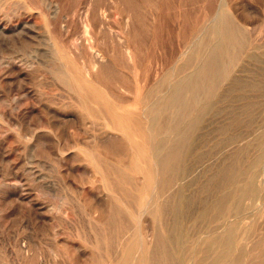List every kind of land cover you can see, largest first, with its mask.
<instances>
[{
  "label": "rangeland",
  "instance_id": "1",
  "mask_svg": "<svg viewBox=\"0 0 264 264\" xmlns=\"http://www.w3.org/2000/svg\"><path fill=\"white\" fill-rule=\"evenodd\" d=\"M36 1L37 0H0V19L4 26H6V35H8V37L5 35V37L0 38V73L4 72L8 75L6 77L3 76V79H0V264H65L64 262L67 260L66 258L74 256V252L70 253L71 251L67 250L62 245L63 241H67L65 243L71 244L75 249L78 248L81 252L84 251L85 255H93L101 261L103 251L98 247L100 244L98 240L105 239V234L103 233V225H101L104 220H100L101 218L104 219L105 214L108 212V208H115L118 204L112 195L110 196L113 200H110L111 198L108 196L112 193L105 188L106 181L103 177L102 171L108 167L117 168L116 166H119L121 163L126 164V161L128 163V161L132 159L131 156H133V152L129 147V141L126 138V135L121 131L112 128V126L109 125V120L106 118V115L98 113V118L97 116L94 118L95 114H93V112L91 113V110H94V113L99 112V102L86 99L85 102H88V105L94 107L92 109V107H88L87 104L83 103L84 97L73 93L70 88L72 85L76 84L74 79L79 80L82 83L90 82L89 80L91 78L87 75V70L92 71L95 78L102 74L101 77L99 76L101 79H97L99 84H97L96 80L93 82L91 81L90 83L101 89V91L102 89L104 90V94L102 92L103 96L107 101L113 102L115 106L117 105L116 110L118 112L121 114L128 112L130 114H141L143 112L142 114H144L145 111H140L142 110L140 107L141 101L138 98L141 96L146 98V100H153L156 98V95L149 96V90L147 89L157 85L165 74H169V76L175 74L177 67L182 63V56H185L187 53L186 51L190 50V45H193L192 43L201 33L200 29L203 24L205 25L209 22L206 20L207 18L205 16L206 7L210 6L213 0H190V7L185 0H172L175 2L174 4L171 0H131V6L135 8L134 12H136L135 16L133 15L132 18H130V21H132L129 26L134 25L133 27H130L131 30H129L131 34H129L131 38L130 40L134 44H136V42L139 43V40H142L140 42L143 44V50L140 55L141 58L144 59L140 58L142 60V65H140L141 63L139 62L137 66L126 61L127 59L123 51L119 47L116 48V45L111 43V40H113L112 33L108 29L103 30L102 33L100 32L98 35L97 33H99V31L96 32L91 25L93 17L92 12H96L94 10H97L99 11L97 12L98 15H107V23L113 31H120L123 26V17L121 14V8L117 7L118 10L116 6L119 5L120 7L122 5L121 0H46L45 8H47V10L45 11V14H48V17L40 11L43 6L39 5L40 3ZM118 1H120V4H117ZM167 1L172 3V9L170 8L169 11H166L168 14L166 15V13H164V15L163 7ZM220 1L222 0H217V2ZM234 1L240 3L242 0ZM250 1L260 8L262 16L259 21V29L264 28V0ZM203 2L205 4H200ZM183 3L185 4L184 7ZM155 4H158V8ZM110 5L113 8L110 7ZM37 6H40L39 9ZM94 6L95 8L97 7V9H95ZM175 6L176 8L173 9ZM195 7L197 9L201 8V10H197L200 11V13L195 11ZM136 8L140 9L137 10ZM192 8H195V10ZM179 10L183 11V13L181 11L179 12ZM188 12L192 14V17ZM195 12L198 13L197 16ZM178 13L179 15H177ZM153 15L157 16V22L152 21ZM136 16H139V19H135L134 17ZM159 16L161 19L166 18L170 21V24L168 22L167 28L160 34L156 32V28L159 25ZM172 16H174L175 19L172 18ZM182 16L187 18L183 17L182 19ZM194 16L196 20H194ZM147 17L150 18L146 19ZM85 20L88 21L85 22ZM137 20L140 22L146 21L148 24L146 22H138L139 24H143V27H141L142 25L137 26L138 23H135ZM191 23H194L196 26L194 28V35L189 34V24L191 25ZM183 24H185V26H181ZM14 26H17L16 32L19 31L16 33L17 37L14 35L16 41L13 37L10 38L13 34L9 33L12 32L11 27ZM183 27L184 29H181ZM139 30L141 32H139ZM59 31L61 33V43L55 36ZM181 31L185 34L183 35ZM90 32H93L92 35ZM186 34L190 36L189 39H187ZM258 35L259 38L262 39V37H264V29L261 31V34L259 32ZM135 36H137V38ZM88 37H90L91 40L93 38L92 42ZM171 38H173L174 42H172ZM184 39H187V43H185L186 41ZM14 42L16 45L14 47L16 51L12 48ZM180 42L183 44L180 45ZM60 45H62L63 48H60ZM164 46L166 48H164ZM99 52L105 58L107 63H104L101 69L95 68L94 70L96 71L94 72L92 63L95 59V55L100 54ZM12 54L14 56H12ZM11 59L15 61H11ZM152 61L157 63H153ZM111 63L114 67L110 65ZM126 63L129 64V67H125V65H128ZM82 65L83 68L85 69L86 67L87 70H84L81 67ZM149 66L152 69L155 67L157 70H152ZM4 67L5 69H3ZM133 67L136 70L131 69ZM128 68H130V70ZM99 70H101V72ZM10 71L12 73H8ZM112 71H114L115 74ZM116 71H118L119 76L121 75L120 77ZM96 72L98 73L96 74ZM151 75H154L155 77H152ZM109 77L114 80L111 78L109 79ZM145 79L149 86H147V84L146 88H142L141 86ZM102 84L107 87L109 86L108 89L110 88V94L107 92L108 89L106 86ZM122 84L127 90L123 89ZM116 85L119 86V89ZM117 90L122 91L118 92ZM144 90H146V92ZM120 93L124 95H121ZM146 96H148V98ZM118 100H121L122 102L120 103V106L117 104ZM86 107L88 110L90 109L89 113L86 112L88 110L85 111ZM228 112L229 111H215L206 118L205 122L207 123H204L203 127L207 126V129L205 128L204 130V128H202V134H207L204 135L203 140L197 143L198 146L196 144V148H198L196 150L212 152L211 155L206 157L208 161H205L204 159V161L196 163V165L192 158L190 159L192 166L196 167L192 168L193 171L190 173L189 178L193 179L194 177L195 179L196 177H200L202 181H199L196 178V182L194 181V184L186 190L187 194L192 195V192H194L193 195L197 194L201 183L206 181L208 176L213 173L216 166L221 163V160L225 159V149L221 150V148L215 147L214 143L217 141V137L218 139L223 137L217 129L220 125L223 126L230 121ZM216 113L221 116H217ZM234 113H240V111H235ZM255 113L257 116L256 127H263L264 111H255ZM106 122L107 124H105ZM214 122L216 124H214ZM246 128L238 127L236 132H244L245 134L248 132L249 134L250 129L247 130L248 128ZM212 130L214 133H217L214 134ZM209 132L213 137L208 134ZM108 134L110 135V138ZM106 136L109 139L106 138ZM116 136V139L121 142L115 139ZM112 138H114L116 142ZM205 139L207 140V143ZM93 140L96 141L92 142ZM110 141L112 142L110 145L115 142L114 146L110 148L111 150L109 149ZM99 142L103 145L101 143L99 144ZM103 142H105V144ZM95 143H97V145ZM200 143L202 145H200ZM86 145H88V147H86ZM117 146L121 150L118 148L116 149ZM211 147L213 149H211ZM59 148H61V150L65 149L64 151H59ZM92 148L93 150L96 149L98 159L92 157ZM114 149L117 151H113ZM100 151L101 153L104 151L106 154L102 153L101 155L99 153ZM221 155H223V157ZM99 158L102 160L100 161ZM213 160L215 161L213 163L217 162L216 164H212L213 166L215 165L214 167L210 164ZM99 161L101 164L98 163ZM205 163L207 165H205ZM202 164L204 166H202ZM200 167L203 169L201 170ZM197 169L198 173H196ZM194 173H196L195 176L193 175ZM263 179L264 176H261L260 180L264 182ZM100 184H102V186ZM193 185L196 186L193 187ZM99 189L101 190L100 193ZM108 192L110 193L108 194ZM263 195L264 191L260 200L258 199L256 204L252 207H248L238 228V237L239 239L241 238V242L247 249L251 248L264 233ZM76 196L80 199L76 198ZM104 197L108 199H105V201ZM91 201H93V203ZM94 201L97 204L96 206L99 204V206L104 208V213L101 214V216H104L101 217L99 215L101 217L100 220L98 219L100 210L98 211L95 209L96 206L94 205ZM29 205H33L32 208L30 207L31 209L27 208ZM195 207L198 208V206H194V211L198 210ZM137 208L138 207H135L136 212H140L141 214L142 211ZM106 210L107 212L105 213ZM121 214H123V217L124 215L125 217L127 216L126 211H120V215ZM58 217L62 220L61 223L56 219ZM96 218L97 223L93 220ZM127 218L126 222H129V225L134 224L135 230H137L138 224L135 219L129 217V221ZM90 220L93 221V224ZM94 222L96 224H100V222L102 223L95 226ZM185 225L190 226L191 222L188 221ZM258 225L260 226V229ZM92 229H94L96 234H94ZM143 233H145V229L143 230ZM101 234L104 235L102 236ZM100 235L103 238H101ZM94 249L96 251H93ZM55 252L57 254H55ZM88 252H92V254H89ZM202 254L204 255L203 250L199 248L197 250V255L201 258L203 257ZM65 255L67 256L66 258ZM58 256H62L64 259ZM62 261L64 262L62 263Z\"/></svg>",
  "mask_w": 264,
  "mask_h": 264
},
{
  "label": "bare ground",
  "instance_id": "2",
  "mask_svg": "<svg viewBox=\"0 0 264 264\" xmlns=\"http://www.w3.org/2000/svg\"><path fill=\"white\" fill-rule=\"evenodd\" d=\"M31 1H35V0H31ZM37 1L38 3H40L39 5L43 6V8H41L40 11L44 13V15H46L45 14L46 13L45 11L47 10V8H45L46 0H37ZM130 1L131 0H121V4L123 6L122 5L120 7L119 5L116 6V8L117 7L121 8V14L123 17V18L121 17L123 20V26L121 27L120 31H116V32L113 31L107 23V15L106 16L103 14L98 15L97 12L99 11L97 10H94L96 12H92L93 17H92L91 25L96 30V32L99 31V33H97L98 35L100 34V32L102 33L103 30L108 29L112 33L111 35L113 40L109 39L112 41L111 43L115 44L116 48L119 47L123 51L127 59L126 61H129L130 64L132 63L133 65L137 66L139 62L141 63L140 65H142L141 59H144L141 58L140 55L143 50V44L140 42L142 40H139V43L136 42V44L132 43L130 40L131 34L129 30H131L130 27L134 26V25L129 26L130 22L132 21V20L130 21V18H132L133 15L135 16V12H136V11L134 12L135 8L131 6L132 4ZM185 1H187L188 3L187 5L190 4L189 3L190 0H185ZM174 3L175 2H173V4ZM117 4H120V1H118ZM200 4H205V3L203 2ZM155 5H157L158 8V4ZM171 5L172 3H169L168 1L166 2V4L163 7V9L165 10V12L163 10V14L166 13V11H169L170 8L172 9ZM184 6L185 4L183 3V7ZM39 7L37 6L38 9ZM110 7L112 6L110 5ZM174 8H176V6L173 7V9ZM195 8L192 9L195 10ZM95 9H97V7ZM136 9L138 10L140 8H136ZM198 9L201 10V8ZM198 9L196 8L195 11H197ZM180 11L181 10H179V12ZM181 12L183 13V11ZM197 12L200 13V11ZM189 13L190 12H188V14ZM198 13L195 12L196 16ZM167 14L168 13H166V15ZM177 15H179V13ZM190 16L192 17L191 13ZM205 16L207 18L206 20H208L209 22L206 23L204 21L206 24L205 25L203 24V26L200 29L201 33L199 34V36L196 37L194 42L192 41L193 45H190V50L189 51L187 50L186 51L187 53L185 52L186 53L185 56H182L183 57L182 63L177 67L175 74L174 75L171 74L172 76H169V74L167 75L165 74V76L157 85H155L150 89L149 88L147 89L149 90L148 95L149 96L156 95V98H154L153 100L151 99L146 100V98L141 96L140 98H138L141 101L140 107L142 108V110L140 111H145L144 114H142L143 112L141 114L140 113L130 114L129 112L121 114L120 112H118L116 110L117 105L115 106L113 102L107 101L103 96L104 90L102 89L101 91V89L97 88L96 86H94V84L90 83L91 81L93 82L96 80L97 84H99L98 80L101 79L100 77L102 74L99 75L100 74L99 73L98 75L100 77L97 75L98 77L95 78V75H93L92 71L87 70L85 67V69L87 70V75L91 78L89 80L90 82L82 83L81 81L74 79L76 84L72 85L70 90L73 93L79 94L80 96L84 97V101H83L84 104L88 103L85 102L86 99H91L99 102V112L94 113V110H91V113L93 112V114H95L94 118H96V116L98 118L99 116L98 113L102 115L103 114L106 115V118L109 120V125H111L112 128L119 130L124 135H126V138L129 141V147L133 152V156L130 155L132 159L128 161V163L126 161V164L121 163L119 166H116L117 168L108 167L104 169V171H102L103 177L106 181L105 188H107V190L111 191L112 193L109 194L110 192H108L109 194L108 196L111 198L110 195H112L118 204L115 208H113L112 205L110 204L112 208H108V212L107 210L105 211V213L106 212L107 213L105 214V216L103 215L104 216L103 219L101 218L103 217L101 216V214L104 213V208L99 206V204L98 206H96L97 204L94 201L95 202L94 205L96 206L95 209H97L98 211L100 210V213L98 214L99 217L98 219L100 220L101 218L100 221L104 220V222L103 223L100 222V224L102 223L101 225H103L104 228L103 233L105 234V239L98 240L100 242L98 247L101 248V250L103 251L101 261H99L93 255H85L84 251L81 252L78 248L75 249V247H73L71 244L65 243L67 241L65 242L63 241L62 245L67 250L71 251L70 253L74 252V256L68 258L65 255V258L67 257L66 258L67 260L65 262L62 261V263L64 262L65 264H264V233L262 237L256 243H254L253 246L249 249L246 248V246L241 242L242 241L240 240L241 238L239 239L238 237V228L240 223L242 222V219L244 218L245 211L248 209L249 206L252 207L253 205H255L258 199L260 200L264 191V182L260 180V177L264 176V126L256 127L257 116L255 113V111L256 112L264 111V40H263L264 37L260 39L258 35V33L260 32L261 34V31L264 29V28L259 29L260 27L259 21L261 19L262 14L260 8H258L250 0H242L240 3H237L234 0H222L220 2H217V0H213L210 6L206 7ZM136 17L134 18L139 19V16L137 18ZM183 17L184 16H182V19ZM149 18L147 17L146 19ZM172 18H174V16H172ZM193 18L194 20H196L195 16ZM152 19L153 22H157V16L153 15ZM86 21L88 20H85V22ZM138 22L140 21L137 20V22L135 23L137 24ZM145 22H140V23H145ZM168 22L170 24V21H168L166 18L161 19L160 17L158 21L159 25L156 28V32L158 34L163 32L167 28ZM146 23L148 24V22ZM140 25H142L141 27H143V24H139V23L137 26ZM181 26H185V24ZM16 27L17 26L11 27L12 32L9 33H12L13 35H11L10 38L13 37L14 39L15 36L17 37L16 33H18L19 31L16 32ZM189 27H190L189 34L194 35V28L196 27L195 24L191 23V25L189 24ZM181 29H184V27ZM60 31L55 36L57 37L58 41L61 43ZM139 32L141 31L139 30ZM181 33L183 32L181 31ZM6 34H7L6 26H4L2 20L0 19V38L5 37ZM184 34L185 33H183V35ZM6 36L8 37V35ZM135 37L137 38V36ZM186 37L187 39H189L190 36L186 34ZM171 39L172 42H174L173 38ZM187 39L186 40L184 39L186 41L185 43H187ZM14 40L16 41V39ZM182 44L183 43H181L180 45ZM62 45H60V48H63ZM15 46L16 45L14 42L12 48H14ZM165 46L164 48H166ZM14 51H16L15 48ZM12 56L14 55L12 54ZM12 60L13 59H11V61ZM104 63L106 64L107 61H105V58L102 56V54L101 53L96 54L95 59L93 60L92 63L94 67L93 71L94 72L96 71L94 70L95 68L101 69ZM112 63L110 64L111 66ZM153 63H157V62H153ZM126 66L129 67V64L125 65V67ZM81 67L83 68V65ZM3 69H5V67ZM128 69L130 70V68ZM131 69H134V67ZM154 69L157 70V68L155 67L152 70ZM99 71L101 72V70ZM98 72H96V74ZM8 73H12V72L10 71ZM116 73H118V71H116ZM4 74L6 73L4 72L0 73V79H3V76L5 77L8 76L7 74L6 75ZM134 74L136 75L135 72ZM110 78L111 77H109V79ZM150 82L152 83L151 80ZM147 84H148L147 80L145 79L141 87L146 88ZM147 86H149V84ZM108 87L106 86L107 89ZM116 87L119 89V86L116 85ZM122 87L124 90H127V88L124 87V85ZM109 89L107 90L108 93H109ZM144 91L146 92V90ZM120 94L124 95L122 93ZM146 97L148 98V96ZM120 103H122L121 100H118L117 104L119 106L121 105ZM89 106L92 107L91 105H88V107ZM93 108L94 107H92V109ZM86 110H88L87 107L85 111ZM89 110L86 112L89 113L90 112ZM215 111H222V112L229 111L228 116H230L229 119L230 121L223 126L220 125V127L217 129V131L223 137L221 139H218L217 137L216 138L217 141L214 143L215 147H219L221 148V150L225 149L226 151L225 159L221 160V163H219L216 166L213 173L208 176L206 181H204L203 183L200 182L201 185L198 189L197 194L193 195L194 192H192V195L187 194L186 190H188V188L192 184H194L193 182L197 178V177L195 179L194 177L193 179L189 178L190 173L193 171L192 168L196 167V166L194 167L192 166L190 159L192 158V160L195 162L196 165V163H200L204 161V159L206 161L207 160L206 157L211 155L212 151L202 152L196 150L198 149L196 147L198 146L197 143L203 140L204 135L207 134V133L202 134V128H204V130L205 128L207 129V126L203 127L204 123H207L205 122L206 118ZM235 111H240V113H234ZM218 115L220 114H217V116ZM105 124H107V122ZM214 124L216 123L214 122ZM238 127L239 128L247 127L248 128V129L246 128L247 130L250 129L249 134L248 132H247L248 135L245 134L244 132L243 133L236 132V129ZM208 134L212 136L210 132ZM106 138L108 137L106 136ZM116 138L117 136L115 137V139ZM112 139L114 140V138ZM94 141L96 140H93L92 142ZM117 141L121 142L120 140ZM100 143L101 142H99V144ZM103 143L105 144V142ZM110 143L112 142L110 141L109 145ZM114 143L110 145V147L108 146L109 149L112 148V146H114ZM95 144L97 145V143ZM88 145H86V147H88ZM200 145L202 144L200 143ZM117 148L118 146L116 147V149ZM64 149L62 150L64 151ZM116 149H114L113 151H117ZM211 149L213 148L211 147ZM60 150L61 148H59V151ZM92 150L93 148L91 149V151ZM99 153L102 155V153L105 152L103 151L101 153L100 151ZM97 154L98 153L96 149H94L92 151V155H93L92 157L94 159L97 158ZM221 156L223 157V155ZM100 161L98 162L99 164H101ZM213 162L215 161L213 160L212 163L210 164L212 165L217 163V162L216 163ZM205 165L207 164L205 163ZM202 166L204 165L202 164ZM202 169L203 168H201V170ZM197 171L198 169L196 170V173H198ZM196 173H194L193 175L195 176ZM197 180L202 181L200 177L197 178ZM100 185L102 186V184ZM195 186L196 185H193V187ZM100 191L101 190L99 189V193ZM94 195L96 194L94 193ZM76 198L78 197L76 196ZM105 199L107 200L108 198L104 197V200ZM110 200L113 199L111 198ZM91 202L93 203V201ZM196 205L198 206V208L197 207L195 208H197L198 210L194 211L195 210L194 206ZM32 206L29 205L27 208L30 207L32 208ZM135 207H138L139 210L142 211L141 214L140 212L139 213L136 212ZM122 210L126 211L127 213L126 215L128 216V218L127 216L125 217V215L123 217V214L120 215V211ZM129 217L135 219V221L137 222L138 224L137 230H135L134 224L129 225L128 224L129 222L128 223L126 222V218L129 220ZM58 218L56 219L59 220L61 223L62 220L60 219V217ZM93 220H95L97 223V218ZM188 221L191 222L190 226L185 225ZM92 222L93 221H91V223ZM96 223L95 226L100 225L99 223L98 224ZM144 229H145V233H143ZM92 230L94 231V229ZM94 234H96L95 231ZM102 236L101 238H103ZM199 248L202 249L204 253V255L202 254L203 257L201 258L197 255V250ZM93 251L96 250L94 249ZM56 252L55 254H57ZM90 253L92 254V252ZM58 257L63 258L62 256H58Z\"/></svg>",
  "mask_w": 264,
  "mask_h": 264
}]
</instances>
